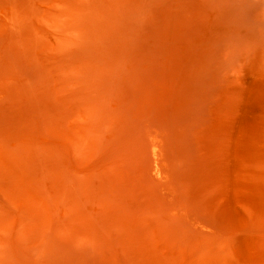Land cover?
Instances as JSON below:
<instances>
[{
	"label": "rangeland",
	"instance_id": "obj_1",
	"mask_svg": "<svg viewBox=\"0 0 264 264\" xmlns=\"http://www.w3.org/2000/svg\"><path fill=\"white\" fill-rule=\"evenodd\" d=\"M0 264H264V0H0Z\"/></svg>",
	"mask_w": 264,
	"mask_h": 264
}]
</instances>
